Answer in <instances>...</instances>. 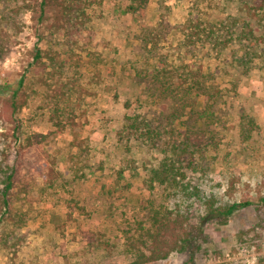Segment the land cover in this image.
<instances>
[{"label": "rangeland", "instance_id": "1", "mask_svg": "<svg viewBox=\"0 0 264 264\" xmlns=\"http://www.w3.org/2000/svg\"><path fill=\"white\" fill-rule=\"evenodd\" d=\"M83 1L89 54L40 22L32 3L0 0V165L6 155L15 163L42 155L61 173L52 190L36 177L18 206L24 238L15 252L0 249V264H129L126 236L137 223L149 225L155 209L199 214L213 201L251 205L227 225L209 221L187 252L154 264H264V43L256 38L264 37V9L250 17L243 0H151L139 17L129 12L131 0ZM192 19L214 33L205 46L188 42ZM191 71L221 91L214 117L203 120L218 145L195 154L181 188L153 189L151 169L183 141L184 128L176 139L169 132L178 124L173 115L202 94L189 90L191 82L179 86ZM9 100L21 106L16 113ZM59 107L76 114L64 132L51 120ZM136 115L148 123L142 131H159L155 145L132 134ZM182 117L190 126L195 112L186 107ZM37 133L45 143L24 151Z\"/></svg>", "mask_w": 264, "mask_h": 264}, {"label": "trees", "instance_id": "2", "mask_svg": "<svg viewBox=\"0 0 264 264\" xmlns=\"http://www.w3.org/2000/svg\"><path fill=\"white\" fill-rule=\"evenodd\" d=\"M24 2L32 3L29 8L37 10L40 8V22H50V24L63 32V37L67 42V46L73 48H85L84 52L89 54V45L83 43V31L87 30V23L84 22L85 8L83 0H23ZM132 4L129 6V12L143 17L151 0H131ZM245 3V10L250 17H256L258 10L264 9V0L256 6H249V1L243 0ZM191 34L188 42L194 44L196 40L204 41V46L213 37V31L203 23L200 19H192ZM252 34V31H250ZM260 43H264V37H256ZM244 47V46H243ZM74 49V48H73ZM6 55L2 43L0 41V59ZM42 59V52L39 48L36 49L35 62ZM99 60V59H98ZM97 62H101L100 60ZM165 72L160 74L166 77ZM204 78V80H203ZM191 82L189 90L202 91L200 98L193 99L189 106L181 105L182 113L177 110L173 115L174 124L170 134L175 138V134L180 132V127L184 128L183 141L180 143L173 142L169 145L166 151V157L160 164L151 169L149 182L151 188L173 187L181 188L183 180L185 179V172L188 169L195 168V154H204V151L217 147L216 136L214 132L208 131L204 125L207 119L214 117L213 109L216 107L220 98V89L209 85L207 76L201 77V74L191 71V78L183 77L179 86L188 85ZM23 81H20V85ZM18 92H14L13 97L16 98ZM188 100L191 101V98ZM177 103V99H176ZM7 104L16 113L21 106L16 102L9 100ZM129 107V105H127ZM189 107L190 114L195 112L194 122L192 125L184 126L182 123L183 113ZM52 115L51 120L59 132H64L69 127L75 126V111H67L59 108ZM189 115V113H188ZM185 116V115H184ZM187 116V115H186ZM131 123L130 128L132 134H137L140 138H146L152 144L157 143L159 131L152 129H145L142 131L143 124H148L141 116L129 117ZM47 135L42 133L32 134L25 139V144L21 148L25 151L38 150L46 141ZM6 166L0 165V228L3 224L5 230L0 235V249L16 251L15 247L21 244L24 235L22 233L23 227L27 222L26 214L19 205H23L32 183L36 177L43 179L47 190H52L60 185L61 173L52 166L50 158H43L38 155L33 161H20V163L13 162L10 157L6 155ZM24 163H26L24 165ZM24 165V166H23ZM251 205L247 202H234L232 204H225L216 206L215 202L206 207L205 213H196L195 211H184L182 209H155L150 217L149 225L137 223L133 227V233L126 236L124 246L127 252L132 257V262L129 264H154L160 261L167 260L171 254H184L190 248L192 242L201 236L204 232V226L213 221L218 225H227L231 216L237 213L240 209L248 208ZM99 248L103 251H110L112 244L100 240Z\"/></svg>", "mask_w": 264, "mask_h": 264}]
</instances>
